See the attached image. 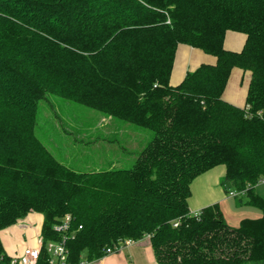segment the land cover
I'll return each mask as SVG.
<instances>
[{"label":"trees","instance_id":"obj_1","mask_svg":"<svg viewBox=\"0 0 264 264\" xmlns=\"http://www.w3.org/2000/svg\"><path fill=\"white\" fill-rule=\"evenodd\" d=\"M228 31L246 36L242 50L225 48ZM179 44L216 62L171 85ZM235 68L250 76L244 107L223 98ZM56 97L148 130L119 147L132 165L60 161L36 128ZM219 165L228 193L260 217L232 227L218 204L193 216V180ZM262 181L264 0H0V231L35 212L44 242L58 241L53 225L70 214L68 264L146 236L156 264H264ZM0 256L10 262L1 239ZM47 258L44 248L39 264Z\"/></svg>","mask_w":264,"mask_h":264},{"label":"crops","instance_id":"obj_2","mask_svg":"<svg viewBox=\"0 0 264 264\" xmlns=\"http://www.w3.org/2000/svg\"><path fill=\"white\" fill-rule=\"evenodd\" d=\"M245 41L246 36L243 33L228 31L224 39V46L228 50L240 51ZM215 62L216 58L203 50L187 44H179L176 49L170 84L178 85L185 78L187 72L195 70L202 64H214ZM249 83L250 76L248 73H244L238 68L233 69L223 92V98L236 106L244 107L246 105ZM225 174V166L219 165L193 180L191 196L188 200L190 211H199L205 207L218 204L225 221L232 227H238L245 218L260 217L261 211L260 213L251 211L250 207L252 205L239 203L238 196L230 194V192L237 193L234 189H231L228 194L223 184ZM260 187L264 189V186H259V184L256 185L255 189L263 197L259 190ZM43 223L44 216L42 214L31 212L20 219L16 226L8 230L9 236L6 235L4 239L0 237L7 256L13 257L16 253L13 241L11 243V241L7 240L9 238H20V233L26 239V247H29V245L32 247L37 246L38 240L42 236ZM144 238L126 248L127 253L123 250L124 252L112 254L102 264H156V257L150 241L145 242Z\"/></svg>","mask_w":264,"mask_h":264},{"label":"rangeland","instance_id":"obj_3","mask_svg":"<svg viewBox=\"0 0 264 264\" xmlns=\"http://www.w3.org/2000/svg\"><path fill=\"white\" fill-rule=\"evenodd\" d=\"M51 103L54 106L43 103L40 106L36 126L37 133L60 161L77 171L101 169L107 167V162L120 159H125L126 165L131 166L130 156L132 153L130 151L125 153L119 147L129 146L130 143L126 141L130 140L131 136L133 137V147H136L139 141H146L148 130H145L143 134L132 132L133 129L130 128L126 129L123 123L121 126L112 125L111 118L105 114L82 104L71 103L57 97L53 98ZM133 147L130 146L128 149H134ZM259 186L263 187L264 181L260 182ZM259 190L264 197V189L260 187ZM250 210L260 213V209L255 206H251ZM17 223L2 229L0 237L4 239L6 235L9 236L8 230L16 226ZM19 236L20 238L7 240L11 243L13 241L16 249V253L11 258L18 257L26 247V239L23 234L20 233ZM148 240L149 237L146 236L144 241ZM29 247L32 246L29 245ZM124 251L126 252L127 249ZM107 257L94 259L90 264H102Z\"/></svg>","mask_w":264,"mask_h":264},{"label":"built area","instance_id":"obj_4","mask_svg":"<svg viewBox=\"0 0 264 264\" xmlns=\"http://www.w3.org/2000/svg\"><path fill=\"white\" fill-rule=\"evenodd\" d=\"M231 195L237 196L238 194L230 192ZM193 216L196 219L200 218L201 211L192 212ZM82 226L78 227L80 230ZM53 230L60 234L61 239L58 241L50 240L44 242L43 236H40L38 244L35 247H26L22 253L16 257L11 258L9 263H5L4 257L0 256V264H39L42 250L45 248L49 254L47 258V264H68L69 248L68 241L69 239L74 238L76 230L73 227V220L70 214H66L63 218L60 219L57 223L53 225ZM136 241L132 239H125L119 244L112 247H108L105 250L104 256H110L115 253L122 252L124 249L133 245ZM80 264H90V262L83 261Z\"/></svg>","mask_w":264,"mask_h":264}]
</instances>
